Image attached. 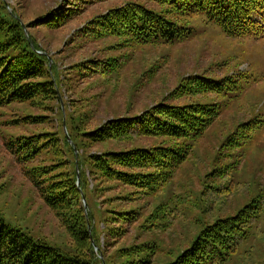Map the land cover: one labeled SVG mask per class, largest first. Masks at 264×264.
<instances>
[{
    "label": "trees",
    "instance_id": "trees-1",
    "mask_svg": "<svg viewBox=\"0 0 264 264\" xmlns=\"http://www.w3.org/2000/svg\"><path fill=\"white\" fill-rule=\"evenodd\" d=\"M60 1L26 27H63L76 18L84 6L106 0ZM199 13L227 36L264 37V0H127L91 17L76 30L74 39L84 43L88 39L117 38L119 41L114 42L113 49H118V45L174 43L194 35L193 28L180 24L177 18ZM34 37L32 32L29 35L25 32L23 22L0 0V108L29 103L50 111L54 100L58 99L61 80L54 70L55 63L49 64L48 55L38 52L43 50ZM130 61L128 53L91 57L70 65L69 71L82 79L103 76L119 72ZM246 76H249L248 71L221 78L198 72L188 74L152 106L135 114L109 118L91 130H83L75 115H71V140L48 131L6 139V149L22 165L23 175L55 212L75 246L73 252H64L45 238L35 237L6 221L0 213V264H154L158 244L142 236L166 227L164 219L170 210L177 208L174 201L182 198V194L167 197L163 192L167 186L174 185L196 142L217 123L223 109L240 97L244 88L242 78ZM189 96L193 98L188 102H172ZM48 116L28 113L23 121L41 123L46 122ZM240 117L223 126L225 138L212 163L213 168L205 175L211 179H205L207 187L210 181L225 177L232 168L238 170L244 150L241 153L236 150L245 149L244 145L257 133L264 132V113L258 112L252 118L244 116L238 122ZM150 137L158 141L138 142ZM111 141L129 144L96 152L87 150L92 144L105 145ZM80 149L84 154L76 155V150ZM234 156L238 157L235 161L220 164L221 159ZM90 177L93 187H90ZM120 186L130 190L115 195L116 200L133 207L103 209L99 205L103 226L97 228L88 195L114 191ZM83 194L88 208L83 206ZM263 205L260 195L234 214L211 222L196 220L195 224H202L200 229L190 243L177 250L176 257L165 264H227L237 246L254 235L253 226L261 218ZM131 226L142 231L135 234L136 242L117 245L119 239L130 234Z\"/></svg>",
    "mask_w": 264,
    "mask_h": 264
},
{
    "label": "rangeland",
    "instance_id": "rangeland-1",
    "mask_svg": "<svg viewBox=\"0 0 264 264\" xmlns=\"http://www.w3.org/2000/svg\"><path fill=\"white\" fill-rule=\"evenodd\" d=\"M3 1L10 12L23 22L25 32L35 35L34 38L43 50L38 52L48 55L49 64L55 63L54 70L61 80L58 99L54 100L55 105L50 107V111L29 103H14L0 108V213L6 221L23 228L35 237L45 238L51 245L64 252H73V239L59 222L55 212L44 203L32 183L23 175L22 165L16 162L5 147L6 139L48 131L56 133L60 138L67 136L71 140V115H75L83 130L94 129L109 118L135 114L152 106L177 86L184 76L195 72L221 78L237 71H248L249 76L242 78L244 88L240 97L223 109L217 123L196 142L192 155L179 170L174 185L167 186L163 192L167 197L182 194V198L174 201L173 204L177 208L170 210L169 216L164 219L166 227L158 229L157 232L146 231L142 236L143 239L151 238L158 244L154 264L170 262L176 257L177 250L190 243L194 233L202 226L195 224L196 220L203 223L208 219L211 222L217 217L234 214L249 200L260 195L264 204L263 130L244 145L245 149L236 150L240 153L244 150L238 170L232 168L225 177L214 178L209 182V187L204 182L207 179L205 175L213 168L212 163H215L219 146L225 138L226 131H223V126L239 116L241 117L238 122L244 116L252 118L258 112L264 113V37L227 36L217 25L206 21L205 15L199 13L177 18L180 24L193 28L194 35L188 39L131 47L118 45V49H113L114 42L119 41L117 38L88 39L81 43L82 41H75V32L91 17L127 0L97 1L86 7L82 5L84 10L76 18L55 29L41 25L28 28L26 25L59 5L60 0ZM126 53L131 55V61L113 74H100L82 79L75 72L69 71L70 65L91 57L104 58ZM191 98L193 97H183L172 102H188ZM28 113H46L49 116L46 122L27 124L23 119ZM16 119L20 120L17 122ZM154 140L158 141L150 137L142 138L138 142L151 144ZM128 144L129 142L125 141H111L105 145L92 144L87 150L96 152ZM82 154L83 150H76V155ZM68 155L72 157L71 154ZM235 156L221 159L220 164L231 163L232 159L235 161L238 158ZM39 158L42 159V155ZM78 176L80 177L79 172ZM89 181L90 187H93L91 177ZM129 190L130 188L120 186L114 191L88 195L89 205L96 214L97 228L103 226L99 205L103 209L111 206H116L117 209L133 207L128 202L116 200L115 196ZM83 196V206L88 208L86 195ZM261 218L253 226L254 235L237 246L227 264H264V210ZM141 232L139 227L131 226L130 234L119 239L117 245L136 242L135 234L139 235ZM172 250L175 252L173 255ZM95 251L99 253L96 248ZM99 256L102 258V255Z\"/></svg>",
    "mask_w": 264,
    "mask_h": 264
},
{
    "label": "water",
    "instance_id": "water-1",
    "mask_svg": "<svg viewBox=\"0 0 264 264\" xmlns=\"http://www.w3.org/2000/svg\"><path fill=\"white\" fill-rule=\"evenodd\" d=\"M78 184H79V179H78ZM83 201H84V204L86 205V203H85V196H83Z\"/></svg>",
    "mask_w": 264,
    "mask_h": 264
}]
</instances>
